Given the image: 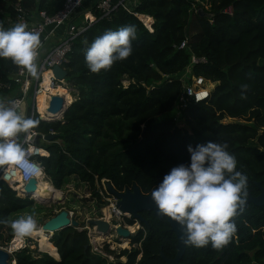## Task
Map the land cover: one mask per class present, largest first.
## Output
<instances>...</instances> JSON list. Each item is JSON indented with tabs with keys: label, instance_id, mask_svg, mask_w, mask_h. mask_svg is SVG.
I'll return each instance as SVG.
<instances>
[{
	"label": "trees",
	"instance_id": "16d2710c",
	"mask_svg": "<svg viewBox=\"0 0 264 264\" xmlns=\"http://www.w3.org/2000/svg\"><path fill=\"white\" fill-rule=\"evenodd\" d=\"M62 2L0 0V24L14 17L13 3L27 13L44 10L52 14ZM133 10L151 18V31L120 7L90 24L72 40L61 64L73 100L58 119L43 120L33 114L38 122L33 132L55 134L38 144L47 155L35 156L49 184L57 190L68 177H75L95 202L100 197L94 181L109 182L117 191L135 185L146 194L172 167L190 163L189 145L195 148L213 141L227 144L236 170L247 176V194L257 195L253 182L264 187V0H136ZM128 25L136 29L131 55L108 70L92 73L84 60L88 46L106 31ZM183 39L186 47L177 49ZM190 54L204 58L191 65V73L213 87L207 98L189 101L182 108L178 105L181 84L174 74L188 64ZM16 68L10 59L0 58V100L16 87L10 79ZM150 71L165 79L145 87L142 81ZM224 118L235 121L222 122ZM33 204L0 181V244L5 245L14 234L3 221L11 222L19 213L36 215L38 204L33 211L22 212ZM56 213L46 214L45 220ZM139 214V228L128 236L132 247L121 251L124 261H109L106 255L112 251L106 245L105 255L92 249L86 229L77 225L48 238L55 257L22 247L11 253L9 262L164 264L158 254L173 257L174 233L165 217L151 211ZM232 219L236 232L225 247L185 244L180 264H264V204L248 203ZM134 222L125 218L126 225Z\"/></svg>",
	"mask_w": 264,
	"mask_h": 264
},
{
	"label": "clouds",
	"instance_id": "9594fccd",
	"mask_svg": "<svg viewBox=\"0 0 264 264\" xmlns=\"http://www.w3.org/2000/svg\"><path fill=\"white\" fill-rule=\"evenodd\" d=\"M135 38L136 29L132 25L108 30L94 38L85 51L86 67L92 73L108 70L116 61L131 55V42ZM40 47L39 34L27 30L26 24L17 23L7 29L0 24V58L10 59L32 76L37 73L35 60ZM242 87L246 89L247 85ZM37 123L21 113L15 101L5 104L0 100V168L17 167L27 177L42 172L41 165L30 159L37 149L24 146ZM227 147L213 141L195 148L189 145L190 163L172 167L151 192L158 210L183 228L186 245L201 248L210 244L220 250L236 232L232 218L238 208L242 211L247 176L236 170L237 162ZM3 223L20 237L36 229L31 215Z\"/></svg>",
	"mask_w": 264,
	"mask_h": 264
},
{
	"label": "built area",
	"instance_id": "2783aa9c",
	"mask_svg": "<svg viewBox=\"0 0 264 264\" xmlns=\"http://www.w3.org/2000/svg\"><path fill=\"white\" fill-rule=\"evenodd\" d=\"M84 2L85 0H63L60 8L52 14H47L44 10L27 13L18 3H13L14 17L4 18V23L10 27L17 23L26 24L27 30L39 34L41 47L38 49V56L35 60L37 66L36 75L32 76L26 70L17 66L14 74H12L10 78L16 87L7 97L3 98L5 104H8L9 101H15L19 111L24 115L28 110V117L30 118H32L35 113L40 119H48L40 117V115L37 114L35 107V96L41 90L42 74L48 72V85L51 88H55L56 86H59V84L64 85V80H57L53 77L51 68L53 66L61 67L62 62L65 61V54L68 52L70 44L76 35L84 31L85 28L96 20L107 17L110 12L117 7L131 13L145 28H147L148 31H151V18L149 17L150 20L147 22L143 21L142 18L146 17V15L138 14L133 10L136 0H95L92 5L90 4L89 7L84 10V12L79 13ZM94 11H96L97 14H94ZM52 40H54L52 45L47 47L48 43ZM185 47V39L176 46L177 49H183ZM203 61V57H195L193 54H190L188 64L174 74V77L177 78L181 84L178 105L182 108L185 107L189 101L199 102L208 97L210 91L209 85L211 82L201 76L193 75L190 71L191 65ZM8 85L9 83L6 84L5 87H8ZM49 96L50 95H48L47 98V104ZM28 97L31 98L30 105L24 104V100ZM35 135H37V133L33 132V134L27 138L28 143L24 146L37 149V151L30 156V159L38 162L35 159V156H46L47 152L39 147L38 142L36 144L33 142ZM38 135L42 140L43 135ZM20 140H24L23 134L21 135ZM41 149L44 150V155H41L39 152ZM5 177H7V179H5ZM44 178L46 177L43 171L33 177H27L23 174L22 170L17 167L6 166L5 168H0V181H3L9 188L14 190L19 197H26L32 200L37 198L33 196L35 189L31 193H27L23 189L24 184L29 179H34L36 187V182L38 180L43 181ZM112 208L116 213L117 211L114 206ZM18 248L22 247H15L12 251ZM93 249L96 250L94 247Z\"/></svg>",
	"mask_w": 264,
	"mask_h": 264
},
{
	"label": "rangeland",
	"instance_id": "374dc122",
	"mask_svg": "<svg viewBox=\"0 0 264 264\" xmlns=\"http://www.w3.org/2000/svg\"><path fill=\"white\" fill-rule=\"evenodd\" d=\"M86 4H88L87 1L82 4L81 10L89 7L90 4L87 5V7H83ZM145 21L147 22V19ZM2 25L5 29L10 28V26H7L4 23V21H2ZM163 79H165L164 76L155 74L153 71L152 72L150 71L147 73L146 79L142 81V85H144L145 87H149V85L157 83ZM63 83L64 85L59 84V87L63 88V92H64L63 96L65 95L64 98L66 96L70 97L69 102H67L70 103L74 98L71 93V91L73 90L64 81ZM125 84H126L125 81H123V85ZM209 87L211 89L213 87V84L211 83ZM24 104L30 105L31 98L28 97L27 99H25ZM37 107H38V103H37ZM233 121H235V119L224 118L222 120V122H233ZM238 122H242V121H238ZM176 123L178 127H184L182 123L180 122H176ZM41 143L42 144L46 143V141L40 139L39 144ZM43 181L48 182L46 178H44ZM94 185L100 197V202H95L94 199L93 200L90 199L86 185L83 184L82 182H79L75 177H68L66 179L65 183L61 186V188L57 189L59 192L57 196L54 197L46 196L44 198L43 197L35 198L33 200L34 203L40 205L39 207L40 209H38L39 211L36 213V215L33 216V218L36 221L37 230L33 231L31 234L27 236H23V237L19 236V242H16L17 243L16 247H20V246L28 247L29 249L34 250L35 253L43 252V253H47L51 257L52 256L55 257L54 247L48 240L49 233L42 232L39 226L41 225V222L46 219V214L54 213V212L56 213L59 210L63 209L68 212L69 217L73 218L78 223V225H82L83 226L82 228L86 229L88 241L92 249L94 247L96 250H98L97 252H99L102 255H105L103 251V247L106 245L108 249L112 251L110 255H106L109 261H115L116 259H118L119 261H124L125 257L121 256V251L122 250L129 251L132 245H130L128 238H123L121 236H118L114 231V227L116 226L126 227L130 232L134 233L139 228V224L134 222L132 224L133 227L132 226L129 227V225L125 224V218L127 219L128 218L127 216H122L121 214H115L112 208L114 200L112 199L111 196H109L106 193V190L104 189L103 180H101L100 182L94 181ZM35 204L23 209L22 212L26 213L28 211L29 212L33 211L34 208L36 207ZM14 217L15 219H18L20 217H26V215L19 213L17 216H13V218ZM97 218H102V219L105 218V221L109 225V230L107 234H103L102 232L97 231L95 229V226L87 225V220L97 219ZM14 236L15 234H13V237L5 245L0 244V248L6 250L10 246V243L14 238ZM48 249H50V251H46ZM115 255H117V258H114ZM57 258L58 257L56 254V258L54 259ZM12 263L13 262H11V264Z\"/></svg>",
	"mask_w": 264,
	"mask_h": 264
},
{
	"label": "water",
	"instance_id": "95a60500",
	"mask_svg": "<svg viewBox=\"0 0 264 264\" xmlns=\"http://www.w3.org/2000/svg\"><path fill=\"white\" fill-rule=\"evenodd\" d=\"M51 73L53 77L57 80H64L66 77V71L59 67L53 66L51 68ZM69 103L65 104L64 98L58 94H52L49 96V101L47 104L46 111L53 115V117L46 120H54L61 117L63 110ZM55 136L54 133H49L42 136V140L48 142ZM40 139L39 135H35L33 142L36 144ZM255 187L258 189V193L255 196L247 194L244 198V203L241 208L245 207L248 203H251L254 206H262L264 204V187H262L259 182H253ZM23 189L27 193L33 192L35 189V180L29 179L23 186ZM104 189L106 193L112 197L114 200L113 206L116 209L117 214L122 216H130L136 223L142 221L140 216L141 211H151L152 214L156 217H165V220L169 226L170 231L174 233L175 236V253L173 257L167 258L161 252H159V257L162 259L164 264H180V259L184 252L185 247V234L183 228L177 224L175 221H172L170 218L164 216L156 207L154 202L151 199V192L146 194H141L139 189L132 185L130 189L125 188L122 191L115 190L109 182L104 183ZM39 198V197H37ZM239 208L237 209V211ZM77 222L69 217V214L66 210H59L55 215L51 216L45 220L40 226V230L44 233H49V237L55 231L63 230L67 227H73L77 229ZM87 225L95 226L97 231L107 234L109 230L108 223L102 219H89L87 220ZM114 231L118 236L123 238H128L130 232L126 227L116 226ZM12 251H6L5 249L0 248V264H11L9 262ZM14 264V263H12Z\"/></svg>",
	"mask_w": 264,
	"mask_h": 264
},
{
	"label": "bare ground",
	"instance_id": "6f19581e",
	"mask_svg": "<svg viewBox=\"0 0 264 264\" xmlns=\"http://www.w3.org/2000/svg\"><path fill=\"white\" fill-rule=\"evenodd\" d=\"M142 19H143V21H145L146 19H147V21L150 20L149 18H146V17H144ZM58 88H60V89H58ZM54 92L59 94V95H61V96H63V93H64L63 92V88H61L59 86H56L55 88H51L48 85V72H44L42 74L41 90L35 96V107H36L37 112L39 111L38 113L40 114V117L48 118V119L53 117L52 114H50V113H48L46 111V107H47L46 104H47L48 95H51ZM65 100H66V103L69 102L70 97L66 96L64 98V102H65ZM37 103H38V107H37ZM39 152L41 153V155L45 154L44 150H42V149ZM58 194H59L58 190H55L49 183H47L46 181L38 180L36 182V187H35V191H34L33 196L34 197H43L44 198L46 196H53L54 197V196H57ZM115 214H117V213H115ZM104 220H105V218H104ZM16 242H19V236H17V235L14 236L13 240L10 243V246L6 249V251H8V252L12 251L17 245ZM46 251H50V249H48ZM55 252H56V250H55Z\"/></svg>",
	"mask_w": 264,
	"mask_h": 264
},
{
	"label": "crops",
	"instance_id": "0c3cea01",
	"mask_svg": "<svg viewBox=\"0 0 264 264\" xmlns=\"http://www.w3.org/2000/svg\"><path fill=\"white\" fill-rule=\"evenodd\" d=\"M87 2L88 1H90V0H86ZM85 10V9H84ZM84 10H81V8H80V11H79V13H82V12H84ZM79 19V18H78ZM52 42H54V40H52V41H50L49 43H48V45H47V47L48 46H51L52 45ZM46 48V47H45ZM11 93V91L7 94V95H9ZM40 142V140H38V143ZM48 183V182H47Z\"/></svg>",
	"mask_w": 264,
	"mask_h": 264
},
{
	"label": "flooded vegetation",
	"instance_id": "af4514ba",
	"mask_svg": "<svg viewBox=\"0 0 264 264\" xmlns=\"http://www.w3.org/2000/svg\"><path fill=\"white\" fill-rule=\"evenodd\" d=\"M130 217V216H129ZM130 227V226H129Z\"/></svg>",
	"mask_w": 264,
	"mask_h": 264
}]
</instances>
